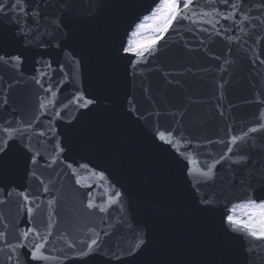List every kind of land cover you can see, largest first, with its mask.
Wrapping results in <instances>:
<instances>
[{"label":"water","instance_id":"water-1","mask_svg":"<svg viewBox=\"0 0 264 264\" xmlns=\"http://www.w3.org/2000/svg\"><path fill=\"white\" fill-rule=\"evenodd\" d=\"M94 3L76 0L80 18L71 25L69 36L61 29L53 39L48 34L51 28L42 26L30 43L12 49L22 55V63L0 64V118L38 119L36 130L55 131L48 134L50 141L41 138L39 146L44 159L35 170L44 185L23 169L6 170L0 176V186L13 188L7 203L0 204L10 226L8 240L15 242L17 225L26 226L15 189L27 188L40 197L41 207L34 212L37 225H46L48 213L54 211L58 213L52 217L54 237L66 231L83 238L89 228L103 229L111 233L102 237L105 251H116L130 264H145L143 258L131 260L126 252L137 230L150 241L154 259L244 264L250 242L254 253L249 264H264V242L226 232L223 220L228 209L246 196L241 181L250 178L251 169L224 161L217 165L215 182L199 193L187 176L188 171L194 175L206 171L226 154L232 137H242L258 120L264 122V64L256 59L257 53H264V23L255 19L264 20V15L254 7L258 0H248L246 11L252 20L240 23L238 15L233 31L223 36L217 31L229 22L213 8L225 11V6L201 0L189 10V19L173 21L141 56L123 48L130 46L136 26L151 15L155 0H100L99 7ZM47 11L54 14L55 5ZM3 26L9 28L6 21ZM136 33L133 39H138V29ZM34 78L54 88L59 83L57 95L41 89ZM78 93L96 97L97 105L88 110L69 104ZM5 96L7 104L2 103ZM41 103L46 109H40ZM159 132L173 144L161 146L154 139ZM250 135L253 139L241 140L234 152L249 144L254 151L264 150L258 134ZM256 159L264 160V154ZM117 191L121 196L113 203ZM205 194L212 197V205L201 212L198 201ZM258 195L264 196V191ZM48 200L55 201L52 208ZM89 202L107 211L88 209ZM53 242L55 249L64 247ZM45 254L52 259L41 264H69L59 251ZM110 264L120 260L113 258Z\"/></svg>","mask_w":264,"mask_h":264},{"label":"snow or ice","instance_id":"snow-or-ice-1","mask_svg":"<svg viewBox=\"0 0 264 264\" xmlns=\"http://www.w3.org/2000/svg\"><path fill=\"white\" fill-rule=\"evenodd\" d=\"M155 2L156 7L152 10L151 15L156 17L159 14L157 18L163 21V27L156 28L160 36L140 42V47L136 50L124 47L123 51L125 53L135 51V55L141 56L145 51H150L156 45L157 40L168 32L173 25V21L189 19V10L198 6L201 0H196L195 5L194 0H183V2L182 0H155ZM203 2L212 5L218 2L225 6V11L213 8L217 16L229 22L222 26V30L217 31V35L223 36L233 31L232 25L237 24L236 17L238 15L241 17L240 23L252 20V17L246 11L248 0H203ZM53 5H55V13L49 15L47 10ZM93 6L99 7L100 0H95ZM254 7L264 15V0H258ZM227 9H231V11H227ZM89 11H91V8ZM79 18V13L76 10V0H0V64L15 66L22 63V55L12 49H14L15 45L30 43V37L34 38L33 33L39 34L42 26L51 28V32L48 34L53 39H55V32L61 29H65L63 35L67 37L70 35L71 25ZM144 19L147 20L149 17L146 16ZM255 19L264 23L260 16ZM5 21L9 24L7 29L3 26ZM216 23H219V20ZM143 26V24H138L136 27L139 29ZM213 27H215V24H213ZM202 31H207V29H202ZM136 34V31H133L132 35L135 36ZM41 35L43 36V34ZM229 39L232 40L234 38L229 37ZM261 42L264 43V38H261ZM261 55H264V53H257L256 59L261 64H264V60L260 59ZM48 67H51V65L49 64ZM62 68L63 66L61 65ZM35 83L53 97L57 95L60 87L59 83L56 88L51 83L46 86L41 79H35ZM2 103L7 104V96H5ZM49 103L54 105V101H49ZM68 103L75 105L77 109L91 110L94 105H97V98H89L83 93H78ZM128 103H132L130 98ZM39 107L40 109H46L47 105L41 103ZM55 118H60L59 112L55 114ZM38 123V119L25 122L21 117L15 115L10 118H0V176L6 170L23 169L26 175L39 180V183L44 185V180L37 175L35 170L36 166L40 165L41 160L44 159L39 151V146L41 138H47L50 141L52 137L48 134L52 133L55 135V131L52 127H49L47 132L42 127L36 130L35 125ZM69 124H71L70 121ZM250 134H258L256 138L264 143V122L258 120L256 126L249 128L242 137H232L227 143L226 154L221 155L218 160L207 165L206 171H201L195 175L188 171L187 176L193 182L192 187L195 192L199 193L203 188L209 187L215 182L217 165L224 161H229L231 165H237L244 169L250 168V178L241 181V186L244 188L246 196L228 209L223 220L227 225L226 232L235 233L237 237L251 238L254 241L264 242V196L258 195V193L264 191V160L256 159L258 155L264 154V150L254 151V146L249 144L247 149H240L239 152H234V149L239 148L241 140L247 143V141L253 139ZM168 135L171 136V133ZM154 139L161 141V146L164 143L169 146L173 144L172 139L165 140L164 132L157 133ZM57 148L59 152L63 153L64 148L60 147L59 143H57ZM229 154H232L231 157ZM55 159L54 157L52 163H55ZM254 159L255 163H253ZM47 166L51 167V164ZM69 167L71 166L69 165ZM185 167L187 168V165ZM15 191L18 192L21 200L20 207L23 209V218L26 220V226L20 227L17 225L15 242L9 241L7 237L10 226L3 214L0 213V226H2L0 227V264H41L43 261L52 259V257L45 254V252L52 250L59 251L64 259L69 261V264H93V262L110 264L113 258L120 260V264H130L129 260L122 259L116 251L111 249L107 252L105 251V241L102 237H107L111 233L103 229L98 232L89 228L83 238L73 237L66 231L56 233L54 237L55 221L52 217L58 215V213L50 211L47 224L37 225L34 212L41 207L39 203L40 197L30 194L27 188L22 191L16 188ZM43 191L48 192V187L44 186ZM0 192L4 193V198L0 199V204H5L8 197L13 194V188L12 186H0ZM120 196L121 193L119 191L115 192L117 200L113 201V203L118 202ZM54 203V200L47 201L49 208H52ZM211 205L212 197L205 194L198 201V210L201 212L208 211ZM94 207L100 212L107 211L99 205L94 206L91 202L87 204L88 209H93ZM238 212H245L246 214L240 216L237 215ZM54 240L62 243L64 247L55 249ZM149 244L150 241L146 240L145 234L137 230L133 236V243L126 250L127 256L133 261L143 258L145 264H190L189 261L183 260L165 261L154 259L150 255ZM49 245H52V247L49 248ZM117 249L120 250L119 245H117ZM249 249H252L250 242L248 243V248L245 249L244 264H249L253 258L254 249H252V252H249ZM102 256L106 257V259L101 260Z\"/></svg>","mask_w":264,"mask_h":264},{"label":"bare ground","instance_id":"bare-ground-1","mask_svg":"<svg viewBox=\"0 0 264 264\" xmlns=\"http://www.w3.org/2000/svg\"><path fill=\"white\" fill-rule=\"evenodd\" d=\"M158 20L157 17L152 18L150 21L146 22L144 28L138 29V39H133L131 43V47L133 50H136L140 47L141 38L146 36L148 29L156 24V21ZM246 213L243 212L241 216L245 215Z\"/></svg>","mask_w":264,"mask_h":264},{"label":"rangeland","instance_id":"rangeland-1","mask_svg":"<svg viewBox=\"0 0 264 264\" xmlns=\"http://www.w3.org/2000/svg\"><path fill=\"white\" fill-rule=\"evenodd\" d=\"M162 28L163 27V23L160 25H153L152 27H150L147 31L146 36L141 38V42L142 41H147L148 39H155L156 37H158L160 35L159 32L156 31V28Z\"/></svg>","mask_w":264,"mask_h":264}]
</instances>
